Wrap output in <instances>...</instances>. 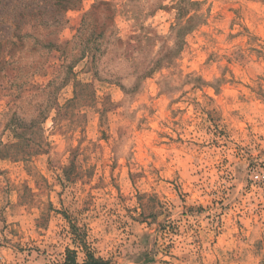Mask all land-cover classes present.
Segmentation results:
<instances>
[{
	"label": "rangeland",
	"instance_id": "obj_1",
	"mask_svg": "<svg viewBox=\"0 0 264 264\" xmlns=\"http://www.w3.org/2000/svg\"><path fill=\"white\" fill-rule=\"evenodd\" d=\"M2 43L0 264H264V0H0Z\"/></svg>",
	"mask_w": 264,
	"mask_h": 264
},
{
	"label": "trees",
	"instance_id": "obj_2",
	"mask_svg": "<svg viewBox=\"0 0 264 264\" xmlns=\"http://www.w3.org/2000/svg\"><path fill=\"white\" fill-rule=\"evenodd\" d=\"M10 40V39H9ZM9 40H5L4 42L5 43H10L11 42V46L9 47V48H6L5 50H4V55L2 56V57H6V56H8V55H13V47H14V45L16 44L15 42H13V41H9ZM4 44L2 43V44H0V47H2ZM16 51H18V50H16ZM15 51V52H16ZM0 64H1V62H0ZM90 263H92V264H100V260H98V259H96V258H94L93 256L91 257V261H90Z\"/></svg>",
	"mask_w": 264,
	"mask_h": 264
},
{
	"label": "built area",
	"instance_id": "obj_3",
	"mask_svg": "<svg viewBox=\"0 0 264 264\" xmlns=\"http://www.w3.org/2000/svg\"><path fill=\"white\" fill-rule=\"evenodd\" d=\"M256 178H259V175H257Z\"/></svg>",
	"mask_w": 264,
	"mask_h": 264
}]
</instances>
